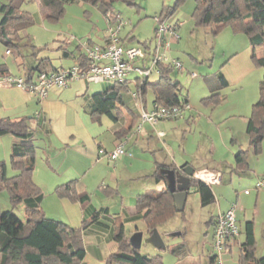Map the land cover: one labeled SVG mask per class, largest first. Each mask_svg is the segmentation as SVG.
<instances>
[{
    "label": "rangeland",
    "instance_id": "374dc122",
    "mask_svg": "<svg viewBox=\"0 0 264 264\" xmlns=\"http://www.w3.org/2000/svg\"><path fill=\"white\" fill-rule=\"evenodd\" d=\"M134 1L136 7L120 0L112 3L113 10L118 12V21L123 24L118 32L120 44L142 48L141 44L147 42L148 50L152 52L155 29L158 27L155 16L163 7H173L176 0ZM8 2L0 0V7ZM194 5V0H182L165 20L169 24H178V27L175 36L166 37L168 48L159 47L158 51L170 61L176 60L181 64L182 70L174 68L170 76L174 82H178V93L181 99L187 100V107L181 110L177 118L160 120L155 125L142 123V133L131 134L132 138L125 143V153L120 156L122 159H101L98 167L84 168L78 172L77 186L80 182L83 184L96 206L104 202L110 205L111 212H117L120 207L130 210L137 195L161 189L160 184L146 177L152 172L156 158H166L178 165L187 163L195 169L218 170L222 174V182L211 185L214 202L201 206L199 194L190 189L183 211L157 227L168 249L157 250L142 242L139 250L141 254L160 255L164 264H239V243L244 239L243 230L247 221L254 224L256 254L264 255V141L260 153L255 155L248 147L246 134L247 120L259 99V83L264 76V68L254 63L252 47L243 33L234 32L230 26H224L216 34L212 32L213 27H196L192 18ZM23 10L32 16L33 23L23 30L22 45L6 54V47L0 42V65H6L14 76L24 75V65H29L35 56L49 57L55 67H69L75 59L62 57L59 46L76 54V47L84 51L83 45L88 41L102 44L108 26L116 27L112 22L109 24L106 15L89 2L65 4L64 12L57 20L47 19L37 0L25 3ZM255 53L260 56L263 49L257 48ZM141 64L150 67L151 53L145 59L133 61L134 66ZM219 73L224 76L227 85L219 91L220 101L213 104L204 100L209 96L207 81L217 80ZM135 77V72L128 75V79L132 80L122 94L125 105L138 111L137 107H133L129 95L136 92ZM157 78L152 69L148 81L155 82ZM79 81L86 82L84 79ZM89 85L90 89L96 87V90H90L93 93L101 89L100 84L90 82ZM152 100L150 87H147V109H150ZM26 115L32 116L30 113ZM158 131L163 133L161 137L157 136ZM45 135L43 131L34 132L33 140L35 167L32 181L43 193L40 210L48 218L78 228L81 225L80 204L66 196H59L55 188L41 182L46 177L43 166L46 157L42 153L48 147ZM9 136H0V161L5 163L7 177L15 173L10 166L13 144L8 141ZM240 150L246 151L248 166L243 175L232 171L234 155ZM56 156V162L63 158L59 151ZM258 182H262L260 187L256 186ZM101 185L106 188L102 189L99 187ZM246 190L248 194H245ZM230 208L234 209L239 234L230 252L219 253L213 244L214 225L208 220H214L219 211ZM9 209L23 219V204L12 203L8 191L0 188V210ZM136 231L142 232L143 239L147 237L142 221L126 226L127 234L132 235ZM178 245L184 246L188 252L186 256L171 252V248ZM92 246V238L86 237L84 261L86 264H101V260L93 254ZM214 255L216 259L212 263L210 258Z\"/></svg>",
    "mask_w": 264,
    "mask_h": 264
},
{
    "label": "trees",
    "instance_id": "16d2710c",
    "mask_svg": "<svg viewBox=\"0 0 264 264\" xmlns=\"http://www.w3.org/2000/svg\"><path fill=\"white\" fill-rule=\"evenodd\" d=\"M31 1L34 0H9L8 3L2 4L0 7V42L10 52L11 49H18L22 45V32L33 23L32 16L23 10V5ZM37 1L42 12L49 20L59 19L64 12L65 4L75 1L93 4L104 15H108L110 22H114L119 16L118 12L112 8L114 0ZM120 1L136 7L134 0ZM181 2L182 0H176L173 7H163L161 12L155 16L156 21L166 20ZM194 2L192 18L196 27H213L212 32L216 34L224 26H230L234 32L243 33L252 47L254 63L264 68V0H194ZM175 25L177 29L178 24ZM163 40H165L164 37ZM141 45L145 57L151 53L152 59L156 44L152 52L148 50L147 42H143ZM59 48L62 57L75 59L81 69L86 67L87 56L85 52L81 51V48L76 47V54L73 50L63 46H59ZM257 48L263 49L262 55H256ZM140 67L146 68L147 66L141 64ZM24 68L25 75L23 78L26 84L32 83V80L40 73L53 72L59 69V67L52 64L49 57L37 58L36 56L29 65H24ZM155 69L158 77L155 82H149V76L144 78L135 77L136 91L139 93L144 106L146 107L147 104V87H150L153 96L152 104L157 103L164 107L184 109L187 100L180 98L178 93L179 84L174 82L170 76L174 70L172 63L156 62ZM9 75L11 74L6 65H0V78ZM106 82V89L85 96V111L93 117L105 115L115 122L118 118L125 116V125L116 131L118 138H127L135 132H140L135 129L140 121L139 114L132 112L123 100L122 93L128 89V79L123 82ZM226 85L227 81L221 73H219L217 80H208L209 96L204 100H209L213 104L218 103L220 101L219 91ZM33 120L36 122L39 120V113L30 118L26 116L10 118L0 115V131L11 134L17 140L12 146L9 158L10 166L15 173L11 177H7L5 163L0 161V188H5L8 191L12 203H22L24 206L23 219L12 209L0 210V264H85L83 230L93 223H99L98 217L83 218L80 227L74 228L62 221L46 217L40 210L42 196L33 195V190L28 183L35 166V145L33 141L35 128L30 124ZM246 134L249 149L255 155H258L261 143L264 141V76L259 83V99L253 105L251 116L247 120ZM185 166L186 164L182 165L180 170ZM164 169L178 170L172 161L154 162L153 171L146 177L155 184H160L161 189L146 191L137 195L135 199V214L132 216L131 221H142L145 224L147 236L153 229H157L160 224L177 213L172 193L167 188L166 175L162 172ZM247 169L246 151L240 150L234 155L232 171L237 175H243L247 172ZM76 183V180H72L58 185L55 187V192L61 197L66 196L71 200H76L85 207L90 202V196L86 192L77 193ZM99 187L106 188L102 185ZM190 189H194L199 194L201 206L214 202L211 185L191 178ZM109 193L112 195L111 192ZM99 211L107 213L106 208H100ZM208 221L213 225L215 224V219ZM243 232L244 239L239 243L238 263L264 264V255L258 256L256 254L254 224L252 221L245 222ZM130 235L125 233L123 224L120 222L113 234L117 249L108 255L101 264H164L160 255L141 254L139 249L130 244ZM234 243H236V237L227 243L228 251ZM166 249H168L167 245ZM171 252L183 256L188 253L183 245L172 247ZM215 259L216 255L210 258V261L213 263Z\"/></svg>",
    "mask_w": 264,
    "mask_h": 264
},
{
    "label": "crops",
    "instance_id": "0c3cea01",
    "mask_svg": "<svg viewBox=\"0 0 264 264\" xmlns=\"http://www.w3.org/2000/svg\"><path fill=\"white\" fill-rule=\"evenodd\" d=\"M106 37L107 34L104 37L103 43L105 42ZM126 38H128V36ZM87 43L93 44L91 41H88ZM76 63L77 61L74 60L73 65ZM73 65H70L69 67ZM59 68L64 67L60 66ZM24 75L18 74L15 76L24 77ZM131 80L132 79H128V83ZM89 83L90 82L87 81L82 83L79 80L72 81L67 87L63 89L53 88L48 91L44 98L38 99L18 86L5 85L0 82L1 116L10 118L26 116L30 118L31 116H27V113H30L32 116L39 113V120L37 122L33 120L30 124L35 128V133L43 131L46 134L45 138H48V147L44 149L45 152L42 151L44 157H46L43 164L44 175L46 177H44L41 182L49 184L51 188H55L58 185L65 184L72 180H76V182L79 183L78 172H81L84 168L89 170L93 166L98 167V162L102 161L101 159H106L108 161L107 157L103 155V152L110 151L118 143H125L126 140L129 141L132 138H130V135L127 138H118L116 136V131L126 123L125 116L118 118L115 122L105 115L93 117L85 111V96L93 94L90 90H96V87L90 89ZM105 83L107 82H97L94 84H100V91H103L106 89ZM132 94L133 93L129 94L130 99L133 100L132 105L133 107H137L136 99ZM130 110L139 113V111ZM144 130L148 131V129ZM142 131L141 128L139 133H142ZM6 134L10 135L9 138H7L10 143L14 144L17 141L11 134L0 131V136ZM148 136L150 137V134ZM57 150L59 151V155L62 154L63 156L62 160L58 162L54 161L58 154ZM120 158L122 159V157ZM162 161L168 160H166V158L162 160H157L156 158L155 160V162ZM173 163L180 170L182 165H178L175 162ZM187 165L189 164L186 163V166ZM192 168L194 172L208 170L203 167L198 169H195L194 167ZM208 171L219 172L218 170ZM48 181H50V183ZM28 183L33 190V195H41L43 199V193L32 181V175L28 180ZM78 183H76L75 186L77 193L85 192L83 184L80 182L79 186H77ZM79 208L80 223L83 218L91 219L93 217H98L99 223L89 225L83 230L82 236L84 247L85 238H92L93 246L91 250L101 262L117 249V243L113 240V234L117 229L118 224L120 222L123 224L124 231L127 234L126 226L140 221H131L132 216L135 214L134 206L130 210H128V208L125 209V207H120L119 211L111 212L109 204L102 202L99 206H96L92 202L91 196L90 202L85 207L83 204H80ZM100 208H106L108 214L99 211ZM218 213H220V211Z\"/></svg>",
    "mask_w": 264,
    "mask_h": 264
},
{
    "label": "built area",
    "instance_id": "2783aa9c",
    "mask_svg": "<svg viewBox=\"0 0 264 264\" xmlns=\"http://www.w3.org/2000/svg\"><path fill=\"white\" fill-rule=\"evenodd\" d=\"M106 20L110 24L106 14ZM116 25L115 28L108 26L107 37L102 45L99 44H88L87 42L83 45L84 52L87 56V65L84 69H81L79 64L69 68H59L56 71L48 73H40L32 80V83L26 84L23 77L16 76H3L0 78V82L5 85H15L28 93L34 95L38 99L44 98L48 91L53 88L63 89L68 86L72 81L84 79L87 82H123L128 79V75L132 72L136 73L139 78L149 76L152 69L155 70L156 62L164 61L171 62L174 68L182 70L181 64L176 61H170L167 57L158 53L159 47L163 49L168 48L169 42L166 37L175 36L176 25L166 23L165 20L158 23L156 28V39H155V50L153 58L151 59L150 67L142 68L140 65L134 66L133 61L136 59H144L145 53L142 48L123 46L120 44L118 38V32L122 27V22L117 19L112 22ZM163 37L165 40H163ZM6 54L10 51L6 50ZM195 76V74H192ZM133 97L136 99V106L139 111L140 121L136 126V130H141L142 123H148L155 125L158 121L164 119H172L179 116L181 110L180 107H164L157 103H153L150 109H147L140 99L139 93L133 92ZM187 107V105H186ZM185 107V108H186ZM157 135L161 137L162 132H157ZM125 153L124 143H118L112 150L103 152V155L110 161L117 160L120 156ZM193 178L200 180L208 185L219 184L221 182V173L201 170L194 172ZM262 182H258L257 186L260 187ZM249 191H245L248 194ZM239 234L238 227L236 226L234 209L230 208L224 212H220L216 215L213 233V244L214 248L221 253L222 251L227 252L229 247L227 243L237 238Z\"/></svg>",
    "mask_w": 264,
    "mask_h": 264
},
{
    "label": "water",
    "instance_id": "95a60500",
    "mask_svg": "<svg viewBox=\"0 0 264 264\" xmlns=\"http://www.w3.org/2000/svg\"><path fill=\"white\" fill-rule=\"evenodd\" d=\"M162 172L166 175L167 188L172 193L176 211L182 212L190 190V182L191 178H193L194 170L187 165L182 170L164 169ZM129 242L137 249L140 248L142 242L152 245L157 250L166 249V245L157 229H153L145 239H143L142 232L136 231L129 237Z\"/></svg>",
    "mask_w": 264,
    "mask_h": 264
},
{
    "label": "flooded vegetation",
    "instance_id": "af4514ba",
    "mask_svg": "<svg viewBox=\"0 0 264 264\" xmlns=\"http://www.w3.org/2000/svg\"><path fill=\"white\" fill-rule=\"evenodd\" d=\"M179 170V169H178Z\"/></svg>",
    "mask_w": 264,
    "mask_h": 264
}]
</instances>
